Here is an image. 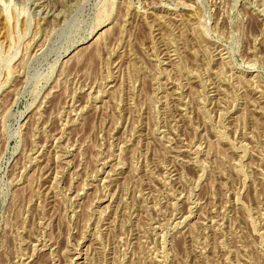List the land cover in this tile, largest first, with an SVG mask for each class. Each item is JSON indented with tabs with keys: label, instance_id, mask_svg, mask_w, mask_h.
<instances>
[{
	"label": "rangeland",
	"instance_id": "rangeland-1",
	"mask_svg": "<svg viewBox=\"0 0 264 264\" xmlns=\"http://www.w3.org/2000/svg\"><path fill=\"white\" fill-rule=\"evenodd\" d=\"M0 264H264V0H0Z\"/></svg>",
	"mask_w": 264,
	"mask_h": 264
},
{
	"label": "bare ground",
	"instance_id": "bare-ground-1",
	"mask_svg": "<svg viewBox=\"0 0 264 264\" xmlns=\"http://www.w3.org/2000/svg\"><path fill=\"white\" fill-rule=\"evenodd\" d=\"M5 9V8H4Z\"/></svg>",
	"mask_w": 264,
	"mask_h": 264
}]
</instances>
